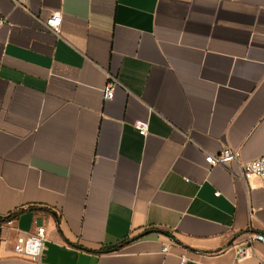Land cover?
Instances as JSON below:
<instances>
[{
	"label": "crops",
	"instance_id": "crops-1",
	"mask_svg": "<svg viewBox=\"0 0 264 264\" xmlns=\"http://www.w3.org/2000/svg\"><path fill=\"white\" fill-rule=\"evenodd\" d=\"M0 13V264H31L13 243L40 225L44 264H260L261 242L236 250L264 232V181L206 156L264 155V0H0Z\"/></svg>",
	"mask_w": 264,
	"mask_h": 264
},
{
	"label": "built area",
	"instance_id": "built-area-1",
	"mask_svg": "<svg viewBox=\"0 0 264 264\" xmlns=\"http://www.w3.org/2000/svg\"><path fill=\"white\" fill-rule=\"evenodd\" d=\"M6 22L5 18L0 13V25ZM62 23V16L59 13H53L46 20H44V25L49 30L57 33L60 30ZM116 80L111 78L108 83L103 88V96L105 100H110L114 98L115 95ZM141 135H146L148 133V124L144 122H138L136 124ZM206 162L211 166L216 165H226L231 162L237 163L236 175L243 180H248L252 176L259 177L264 181V155L259 158L244 161L241 158V154L238 150L226 146L222 148L217 153L208 154L206 156ZM219 195V192H216ZM16 217H11L7 220V225L14 224ZM3 240L0 238V242ZM5 241V240H4ZM8 241V240H6ZM5 241V242H6ZM250 244L248 247L240 246L237 248V258L242 260L246 258L249 254V250L253 249L254 242H261L264 245V232L253 234L249 240ZM46 242V227L40 225L37 229L26 235H18L13 243L14 256L22 261L29 262L31 264H44L42 259L45 250ZM170 249L169 245L163 247V252H168ZM254 251V249H253ZM260 264H264V258L259 257ZM185 258L182 257V263L185 262Z\"/></svg>",
	"mask_w": 264,
	"mask_h": 264
},
{
	"label": "trees",
	"instance_id": "trees-1",
	"mask_svg": "<svg viewBox=\"0 0 264 264\" xmlns=\"http://www.w3.org/2000/svg\"><path fill=\"white\" fill-rule=\"evenodd\" d=\"M19 211H20V210H16L15 212L9 214L8 218H11V217H16V218H18V216H19ZM126 242H127V240H123L120 244H123V243H126Z\"/></svg>",
	"mask_w": 264,
	"mask_h": 264
}]
</instances>
